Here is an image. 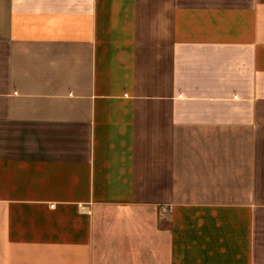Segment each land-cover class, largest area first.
<instances>
[{
  "label": "crops",
  "instance_id": "0c3cea01",
  "mask_svg": "<svg viewBox=\"0 0 264 264\" xmlns=\"http://www.w3.org/2000/svg\"><path fill=\"white\" fill-rule=\"evenodd\" d=\"M0 264H264V0H0Z\"/></svg>",
  "mask_w": 264,
  "mask_h": 264
}]
</instances>
